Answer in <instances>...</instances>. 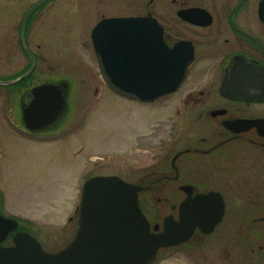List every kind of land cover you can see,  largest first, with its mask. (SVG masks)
<instances>
[{
    "label": "flooded vegetation",
    "instance_id": "af4514ba",
    "mask_svg": "<svg viewBox=\"0 0 264 264\" xmlns=\"http://www.w3.org/2000/svg\"><path fill=\"white\" fill-rule=\"evenodd\" d=\"M50 1L30 11L20 34L24 14L37 2L29 4L17 27V45L27 67L10 77L0 76L3 128L16 139L36 144L57 141L64 125L61 117L40 127L50 113L45 116L47 111L40 109L44 99L33 89L43 84L58 85L62 79L42 80L46 74L36 71L45 61L38 52L42 42L33 40L38 35L50 47L75 45L72 38L57 41L58 33L54 32L57 22L69 31L78 18L64 9H45ZM105 3L106 17L101 14L92 28L105 18L153 22L141 24L136 33V43L141 45L136 68L161 80L164 87L176 78L180 80L174 89L151 101L130 100L150 114L139 128L138 138L149 135L146 144L151 137L153 141L157 138L150 164L139 167L144 173L137 181L126 180L139 188L140 207L149 191L167 187L168 193L179 194L174 202L162 197L173 211L169 215L176 219L182 201L210 195L212 211L221 207L220 218L208 233L194 229L184 244L188 246L184 251L187 263L264 264V0ZM15 14V0H0V32H12ZM2 46L7 48L6 56L0 59L14 63L12 34L10 40L0 41ZM32 64L33 70L26 74ZM184 127L185 135L190 129L199 131L185 136ZM184 138L191 142L184 143ZM195 166L198 173L191 172ZM207 217H202L203 223L209 222ZM15 232L3 246L11 244Z\"/></svg>",
    "mask_w": 264,
    "mask_h": 264
},
{
    "label": "rangeland",
    "instance_id": "374dc122",
    "mask_svg": "<svg viewBox=\"0 0 264 264\" xmlns=\"http://www.w3.org/2000/svg\"><path fill=\"white\" fill-rule=\"evenodd\" d=\"M37 1L15 0L16 14L11 24L14 29L10 33L0 32L1 42L10 40L11 34L14 38V48H10L14 63L6 64L4 57L0 59L1 77L18 74L27 67L17 45V27L29 4ZM105 2L51 0L45 9H64L78 16L69 31L62 22H57L54 32L58 33L57 41L64 43L72 38L76 46L50 47L38 35L33 40L42 42L38 52L45 61L43 59L44 63L36 66L39 74H46L42 80L62 79L69 83V118L70 115L74 117L60 138L44 144L16 139L3 128L0 119V211L16 217L22 228L48 253L62 249L75 235L78 227L75 208L79 203L80 188L88 177L115 175L137 181L145 171L139 167L147 168L145 165L150 164L151 154L156 151L157 138L153 141L151 137L146 144L145 140L150 136L139 139L137 135L150 114L136 102L110 91L99 76L89 32L101 14L106 17ZM67 32H73V35ZM49 35H46L47 39ZM6 49L0 48V56H6ZM33 50L37 49L34 47ZM4 115L0 103V118ZM186 131L184 127L182 135ZM198 131L190 129L185 136ZM184 141L191 142L185 138ZM197 169L195 166L191 172L196 173ZM167 191V187L154 189L141 199V209L150 222L160 224L163 217L173 213L162 197L174 202L179 200V194ZM187 247L182 245L160 251L153 264H188L184 256Z\"/></svg>",
    "mask_w": 264,
    "mask_h": 264
},
{
    "label": "water",
    "instance_id": "95a60500",
    "mask_svg": "<svg viewBox=\"0 0 264 264\" xmlns=\"http://www.w3.org/2000/svg\"><path fill=\"white\" fill-rule=\"evenodd\" d=\"M45 1L41 0L26 12L21 27L28 13ZM141 24L154 25L142 19H104L93 28L91 39L103 82L118 95L151 101L174 89L180 80L176 78L170 86L164 87L161 80H154L151 74L136 68V54L141 48L139 42L136 43V33ZM22 46L24 48L23 43ZM32 69L33 65L27 74ZM37 91L47 96V109H53L42 125L39 124L45 127L65 112L66 84L42 85L33 89ZM138 191L136 185L116 176L89 178L81 187L78 230L66 247L48 253L30 234L17 232L12 246H0V264H152L158 250L178 246L190 238L195 227L202 229L199 202L203 196L192 203L182 202L178 219L164 218L162 231H159V226L150 227L141 213ZM219 216L220 210L211 217L205 232ZM16 227L15 220L0 215V242Z\"/></svg>",
    "mask_w": 264,
    "mask_h": 264
}]
</instances>
